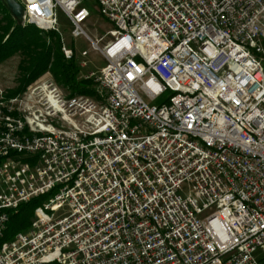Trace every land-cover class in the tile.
<instances>
[{"label":"built area","instance_id":"1","mask_svg":"<svg viewBox=\"0 0 264 264\" xmlns=\"http://www.w3.org/2000/svg\"><path fill=\"white\" fill-rule=\"evenodd\" d=\"M16 1L60 38L61 8L106 64L95 97L48 72L0 104V264H262L264 0H96L104 47L84 0Z\"/></svg>","mask_w":264,"mask_h":264},{"label":"trees","instance_id":"2","mask_svg":"<svg viewBox=\"0 0 264 264\" xmlns=\"http://www.w3.org/2000/svg\"><path fill=\"white\" fill-rule=\"evenodd\" d=\"M16 56L22 57L19 65L21 76L18 89L10 96L24 92L46 71H50L58 85L72 96L95 97L94 82L80 75V67L75 60L65 58L60 36L53 32L43 33L35 25L23 27L0 0V64ZM46 199H34L11 214L6 240L29 229L35 209Z\"/></svg>","mask_w":264,"mask_h":264},{"label":"rangeland","instance_id":"3","mask_svg":"<svg viewBox=\"0 0 264 264\" xmlns=\"http://www.w3.org/2000/svg\"><path fill=\"white\" fill-rule=\"evenodd\" d=\"M82 7L86 8L90 15L87 21L82 25L84 31L93 40L103 39L101 47H104L111 41V38L108 37L107 34L110 31L114 30V26L104 18V16L102 15V10L96 0H84L82 3ZM56 14L58 27L62 34L61 39L64 41V44L67 48L73 50V60H75L80 67V75L84 78L91 73L97 74L106 64L102 55L99 52L91 50L90 42L87 39H73L72 32L74 30V27L70 19L66 16L61 8H57ZM83 51L89 52L86 58H82L80 56ZM21 61L22 57L16 56L0 64V104H2L4 108L8 107L10 99H13L19 95L21 96L31 85L30 84L24 92L19 93L15 96H10L12 95V93H15L19 87V79L21 76L19 65ZM85 62L87 63V66L83 67L82 65ZM48 72L51 74L50 71H46L41 77H43ZM51 76L53 77L55 83H57V79L53 76V74H51ZM62 89L65 93L67 92L66 89ZM165 99L166 97L163 96L162 98L151 102L147 98H144L146 103L150 106L160 105L165 101ZM256 257L262 262V264H264V248L258 251Z\"/></svg>","mask_w":264,"mask_h":264},{"label":"water","instance_id":"4","mask_svg":"<svg viewBox=\"0 0 264 264\" xmlns=\"http://www.w3.org/2000/svg\"><path fill=\"white\" fill-rule=\"evenodd\" d=\"M4 4L7 6L13 17L20 24L22 21V16L24 9L16 0H3Z\"/></svg>","mask_w":264,"mask_h":264}]
</instances>
